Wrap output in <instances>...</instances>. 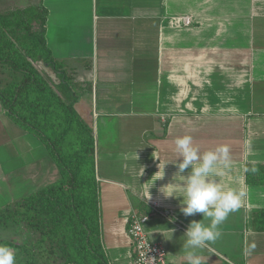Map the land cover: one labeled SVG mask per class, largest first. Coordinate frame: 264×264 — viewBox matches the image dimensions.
Instances as JSON below:
<instances>
[{"label": "crops", "instance_id": "1", "mask_svg": "<svg viewBox=\"0 0 264 264\" xmlns=\"http://www.w3.org/2000/svg\"><path fill=\"white\" fill-rule=\"evenodd\" d=\"M31 1L49 12L47 45L61 66L57 72L47 65L58 78L50 82L87 124L93 120L103 148L97 173L110 264H134L128 220L133 211L150 213L149 199L169 212L151 216L150 238L167 248V264H187L182 235L203 215L184 216L182 197L160 191L175 164L166 165L163 178L155 174L160 160L176 159L175 140L184 135L201 153L226 149L229 167L217 180L246 191L220 226L221 237L200 250L206 264H264V184L248 180L250 169L264 172V0ZM47 159L44 143L0 102V182L15 181L30 165L41 177ZM171 229L169 240L163 233Z\"/></svg>", "mask_w": 264, "mask_h": 264}, {"label": "trees", "instance_id": "2", "mask_svg": "<svg viewBox=\"0 0 264 264\" xmlns=\"http://www.w3.org/2000/svg\"><path fill=\"white\" fill-rule=\"evenodd\" d=\"M48 13L34 5L0 12V70L6 74L0 102L16 124L44 143L56 168L52 181L0 208V225L17 223L31 233L15 252L17 264H110L92 129L74 103L35 69L38 60L57 72L61 67L47 45ZM248 177L250 183L264 184L260 170L250 169Z\"/></svg>", "mask_w": 264, "mask_h": 264}, {"label": "clouds", "instance_id": "3", "mask_svg": "<svg viewBox=\"0 0 264 264\" xmlns=\"http://www.w3.org/2000/svg\"><path fill=\"white\" fill-rule=\"evenodd\" d=\"M175 151L178 154L175 160L162 162L159 159V171L155 174L160 175L156 180L164 177L166 165H176L177 171L172 182L162 186L160 191L165 198L182 197L180 211L184 216H195L197 213L203 215L201 220H192L183 233L182 249L187 264H206L200 250L209 248L221 237L220 226L230 213L239 209L246 191L226 188L220 179L217 180L223 175L221 168L229 167L227 151L223 147L201 153L200 147L194 144L193 137L184 135L176 138ZM186 169L189 170L187 174ZM251 171L255 172L257 169L253 168ZM177 184L180 185L179 188L176 187ZM150 197L151 193L148 198ZM171 219L174 220L175 217ZM205 220L208 223H204ZM171 230L170 235L163 233L166 239H172L175 229ZM0 264H17L16 253L6 244H0Z\"/></svg>", "mask_w": 264, "mask_h": 264}, {"label": "rangeland", "instance_id": "4", "mask_svg": "<svg viewBox=\"0 0 264 264\" xmlns=\"http://www.w3.org/2000/svg\"><path fill=\"white\" fill-rule=\"evenodd\" d=\"M29 2H33V1L31 0L30 1L29 0H23V1L0 0V12H8L10 10H23L27 8L28 6H30V5H27ZM35 65H36L35 69L38 71L40 76H42L45 79H48L49 82H50L49 78L53 79L54 81H58L57 76L51 70V68H49L47 65L42 63L41 60H38ZM5 77H6V74H4V72H1L0 70V84L1 85L3 84V81H5L4 79ZM99 119H104V117H100ZM88 125L92 129V134L95 140V149H96L95 167H96V177H97V182H98V188H99V193H100V181L98 180V173H97V168H98V157L97 156H98L99 151L103 150V148L97 145V136L95 134V129L93 127V120ZM112 149L122 150L121 148H118V147H114ZM46 161H44L43 163V166L45 169H43L41 173V177L39 176L35 177L34 171L32 170L33 165L32 166L30 165V167L27 168L26 171H24L25 167L21 169L22 171L20 172V174H22V176L20 178H15L14 179L15 181H11V183H8L9 185L0 182V208H4L8 206V199H11V198L17 199L21 197L23 194L31 192L32 190H35L41 184L47 183L54 179L55 170H53L52 164ZM116 164H118L117 156H116ZM2 195L5 197L4 199L1 198ZM100 214H101V208H100ZM30 236H31V233L28 230H26L23 225H18L17 223H13V222H7V223H3L0 225V244L8 245L9 247L12 248L14 252L19 250V244H22L23 242L27 243Z\"/></svg>", "mask_w": 264, "mask_h": 264}, {"label": "built area", "instance_id": "5", "mask_svg": "<svg viewBox=\"0 0 264 264\" xmlns=\"http://www.w3.org/2000/svg\"><path fill=\"white\" fill-rule=\"evenodd\" d=\"M183 20L187 26L192 24L190 16L183 17ZM148 202L152 208L150 213L133 211L128 220L127 233L134 250V264H167V248L150 238L146 231V224L157 212L164 216H168L169 212L162 210L160 200L149 199Z\"/></svg>", "mask_w": 264, "mask_h": 264}]
</instances>
